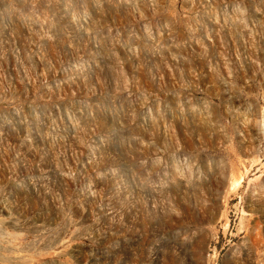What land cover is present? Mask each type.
Masks as SVG:
<instances>
[{"label": "rangeland", "instance_id": "1", "mask_svg": "<svg viewBox=\"0 0 264 264\" xmlns=\"http://www.w3.org/2000/svg\"><path fill=\"white\" fill-rule=\"evenodd\" d=\"M0 264H264V0H0Z\"/></svg>", "mask_w": 264, "mask_h": 264}]
</instances>
